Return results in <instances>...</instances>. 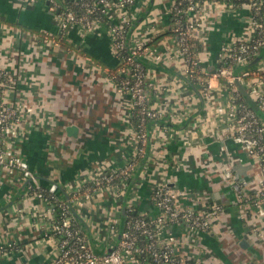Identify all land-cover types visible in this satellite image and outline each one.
I'll return each mask as SVG.
<instances>
[{"label":"crops","instance_id":"crops-1","mask_svg":"<svg viewBox=\"0 0 264 264\" xmlns=\"http://www.w3.org/2000/svg\"><path fill=\"white\" fill-rule=\"evenodd\" d=\"M173 2L136 0L132 7L136 26L130 43H151L162 57L157 64L145 60L152 69L150 103L164 113L148 124L146 156L130 188L97 191L84 207L74 204L73 210L89 229L96 252L105 253L117 244L110 225L122 219L126 207L141 215L158 214L151 199L155 186L168 184L183 191L181 202L194 210L203 208L207 199L211 203L217 192L215 201L223 211L213 231L194 234L181 225L169 229L178 237L177 252L185 254L193 236L192 249L202 251L206 264H264V225H258L260 236H253L234 203L232 184L235 177L257 184L258 164L216 116V105L226 101L227 90L218 85L209 100L201 94L200 82L184 76L171 33ZM207 12L196 35L203 47L202 73L219 64L223 45L252 34L247 9L221 5ZM48 33L61 44L44 41ZM120 62L108 26L86 31L72 25L64 33L47 2L0 0V67L10 69L15 78L8 100L31 108L20 110L18 133L6 147L29 162L41 185H55L59 198L67 199L101 172L118 170L135 154L129 95L119 90L109 72ZM257 65L264 68V56ZM73 123L81 128L77 137L66 130ZM30 185L20 172L0 170V245L16 243V249L0 256V264H48L59 253L50 233L54 214ZM245 237L248 245L242 243Z\"/></svg>","mask_w":264,"mask_h":264},{"label":"built area","instance_id":"built-area-1","mask_svg":"<svg viewBox=\"0 0 264 264\" xmlns=\"http://www.w3.org/2000/svg\"><path fill=\"white\" fill-rule=\"evenodd\" d=\"M39 1L28 0L30 4ZM43 1L47 2L49 11L60 19V28L64 33L72 25H81L84 30L93 31L102 24V15L113 13L116 16L118 21L108 27L121 62L117 73L109 72L113 79L122 76L118 88L129 95V106L140 117L138 128L134 127L131 135L134 156L118 170L99 173L95 178L85 181L66 200H60L55 185L51 183L47 188L43 187L29 162L6 147L8 139L18 133L20 110L31 111V108L22 102L14 104L8 100L15 78L10 69L0 67V170L5 169L9 174L20 172L31 183L35 195L50 205L54 214L50 233L57 241L59 253L48 264H206L202 251L192 249L193 236L186 245L185 254H180L177 252L178 237L169 229L181 225L194 234L211 232L223 208L220 203H210L207 199L203 208L191 209L181 202L183 191L168 184H159L151 192V199L159 210L157 215L138 213L139 216H133L127 213H137L135 208L126 207L122 219L110 225V231L118 235L116 246L105 253L96 252L76 217L73 205L84 207L85 202L97 191L119 192L127 188L129 178L146 156L148 124L164 116L163 111L150 103L149 89L153 83L149 82V74L152 69L145 66V60L157 64L162 57L151 43L141 40L130 43L133 32L131 29L128 31L127 26L134 22L132 7L136 0H78L80 5L64 4V0ZM221 5H228L231 9H247L251 17L252 34L223 45L219 64L210 72L202 73L203 47L196 35L209 14L207 10ZM172 15L175 18L171 19V33L178 42L184 76L188 80L200 82L201 94L209 100L214 98V89L218 85L227 90L226 101L216 105V116L223 121L225 131L232 134L241 150L258 164L260 177L257 184L252 186L245 177H235L232 183L234 203L238 205L253 236L258 237L262 229L258 225H264V120L247 103L237 100V81L245 84L248 94L264 111V68L258 64L240 74L236 70L248 64L250 57L257 56L264 47V0H174L170 11ZM43 37L44 41H51L55 46L61 44L49 33ZM197 44L201 46L200 51L196 48ZM54 200L58 203H54ZM14 249L16 243L1 244L0 256Z\"/></svg>","mask_w":264,"mask_h":264},{"label":"water","instance_id":"water-1","mask_svg":"<svg viewBox=\"0 0 264 264\" xmlns=\"http://www.w3.org/2000/svg\"><path fill=\"white\" fill-rule=\"evenodd\" d=\"M135 26H136V24H134L133 28ZM133 28L131 29V31L133 30ZM262 56H264V47L259 51L258 55L256 56V58L252 62L237 68L236 73L240 74L241 71H243L245 69H249L251 67H254V65L256 63H258V61L262 58ZM237 86H238L242 96L244 97L246 103L258 114V116L261 119L264 120V111L259 106V104L248 94V92L246 91V89L244 88V86L241 84L240 81H237ZM66 130H67V133H68L69 136L77 137L79 131L81 130V128H80V126L77 123H73L70 126H68ZM219 197H220L219 193H217V192L213 193L212 196H211V202L215 201ZM76 217H77L80 225L82 227L84 226L83 229L87 230V235H88L90 241L92 242L89 229L85 226V223L78 216H76ZM83 223H84V225H82ZM242 243H246V245H248L246 237L242 240Z\"/></svg>","mask_w":264,"mask_h":264},{"label":"trees","instance_id":"trees-1","mask_svg":"<svg viewBox=\"0 0 264 264\" xmlns=\"http://www.w3.org/2000/svg\"><path fill=\"white\" fill-rule=\"evenodd\" d=\"M219 1H221V2H224L225 0H219ZM75 4V5H80L81 4V2H78V0H64V4ZM175 18V16L174 15H172L171 16V19H174ZM101 23L103 24V25H106V26H109V25H112V24H115L116 23V21H118L117 19H116V16L113 14V13H110V14H105V15H102L101 16ZM134 24V22H132V24H130V25H128L127 26V29H128V31L131 29V26ZM196 48H197V50L198 51H200L201 50V46L200 45H196ZM255 57L256 56H252V57H250V59H249V62H251V61H253L254 59H255ZM145 66H147V65H145ZM111 70H112V72H116L117 73V67L116 68H111ZM122 78V76L121 75H119V76H117V78H115V81H116V83L118 84V85H120V79ZM191 81V83H196V80H190ZM239 102H242V103H244V104H246V101H245V99H244V97L242 96V94H240L239 93V95H238V99H237ZM139 120H140V117H139V115L137 114V112L136 111H132V116H131V122H132V124L134 125V127L135 128H138V123H139ZM133 183V177H131V178H129V180H128V182H127V188H130L131 187V184ZM43 187H45V188H47V185H42ZM60 200H66V199H62V198H59ZM54 203H58L57 201H53ZM127 214H130V215H133V216H139V214H138V212L136 213H134V211L133 212H128Z\"/></svg>","mask_w":264,"mask_h":264},{"label":"rangeland","instance_id":"rangeland-1","mask_svg":"<svg viewBox=\"0 0 264 264\" xmlns=\"http://www.w3.org/2000/svg\"><path fill=\"white\" fill-rule=\"evenodd\" d=\"M198 243V242H197ZM199 246L201 247V244H200V242H199ZM203 252H205V253H209V252H206V251H203ZM209 255H211L210 253H209Z\"/></svg>","mask_w":264,"mask_h":264}]
</instances>
